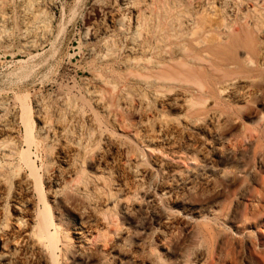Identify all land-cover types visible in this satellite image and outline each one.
<instances>
[{"label": "bare ground", "instance_id": "1", "mask_svg": "<svg viewBox=\"0 0 264 264\" xmlns=\"http://www.w3.org/2000/svg\"><path fill=\"white\" fill-rule=\"evenodd\" d=\"M55 1L0 0V41L12 49L16 10L36 51ZM103 8L100 25H82L86 43L129 36L104 45L110 77L94 78L89 111L0 96V264H264V123L229 130L261 95L264 0Z\"/></svg>", "mask_w": 264, "mask_h": 264}, {"label": "rangeland", "instance_id": "2", "mask_svg": "<svg viewBox=\"0 0 264 264\" xmlns=\"http://www.w3.org/2000/svg\"><path fill=\"white\" fill-rule=\"evenodd\" d=\"M94 1L96 2V0H56V8L55 6L47 5L45 10L50 12L52 17L55 15L54 21L52 19L53 28L51 31L53 32H50L52 33L51 36L49 35L45 39L46 41H43L45 43H40L36 51L22 48L19 13L14 10L12 27V38L14 39H12L13 42H10L12 49H8L7 45L9 43H5L3 40L0 41V96H20L19 98L25 104L28 103L26 105H33L37 97L41 96L40 98L44 105L50 110L62 108L68 99H74L79 108H82L86 112L89 111V107H84L83 105V97L84 95H88L87 90L92 89V87L94 88V86L97 88L96 79L94 78L98 76V73L99 76L110 77L111 67L106 62H99L102 54H105V50H103L104 45L109 44L113 47V43L116 42V46L114 47H121L125 40L124 36L126 38L129 36V33L118 36L109 33L106 34L107 36L101 35L100 39L98 37L96 41L88 39L86 43V39H83L85 37L83 26L89 25L92 27L96 24L100 25L105 16L103 6L109 0H98L97 3ZM232 1L234 3L241 2V0ZM96 4L98 5L96 6ZM100 4L101 8L99 7ZM204 13L207 14V12L203 11ZM91 47L95 48V55L88 54ZM100 53L101 55H99ZM119 56L122 57L124 55L120 52ZM256 84L259 91L257 90V93L252 95H257L259 92L261 94H258L260 97L257 95L258 97H253L249 102L239 107V121L229 128L236 135L235 137H238L237 134H239V130L243 126L242 124L246 126H258L264 123V77L262 80H258ZM74 92L77 93L78 97ZM14 102H17L16 98H14ZM12 104L13 101L9 106ZM240 146L241 152L244 153L241 163L251 164L249 146L245 143ZM37 155L38 165H41L43 161L42 156H39V153ZM88 170L92 171L90 168ZM234 190V186H224L221 190V197L228 199L233 195ZM262 195L264 196V191H262ZM239 211L242 214L241 210ZM261 217L264 218V214ZM255 234L254 236H256ZM177 236L179 238V245L187 237L184 234L181 235L179 232ZM177 236L176 239H178ZM111 253L112 255L115 254L116 250L111 249ZM240 264H248V261L241 258Z\"/></svg>", "mask_w": 264, "mask_h": 264}]
</instances>
